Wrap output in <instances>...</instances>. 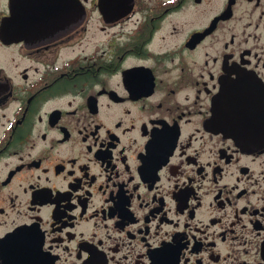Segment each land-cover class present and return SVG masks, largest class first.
I'll list each match as a JSON object with an SVG mask.
<instances>
[{"label": "flooded vegetation", "instance_id": "flooded-vegetation-1", "mask_svg": "<svg viewBox=\"0 0 264 264\" xmlns=\"http://www.w3.org/2000/svg\"><path fill=\"white\" fill-rule=\"evenodd\" d=\"M0 264H264V0H0Z\"/></svg>", "mask_w": 264, "mask_h": 264}]
</instances>
